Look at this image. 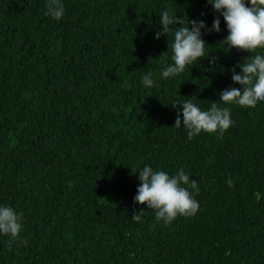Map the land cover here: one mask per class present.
<instances>
[{
    "label": "trees",
    "instance_id": "1",
    "mask_svg": "<svg viewBox=\"0 0 264 264\" xmlns=\"http://www.w3.org/2000/svg\"><path fill=\"white\" fill-rule=\"evenodd\" d=\"M45 2L0 0V204L23 219L19 241L0 237V264H264V102L218 100L251 50L225 52L206 0H63L60 21ZM163 11L219 17L221 31L203 35L197 64L146 89L140 77L171 62V34L154 38ZM185 99L228 107L231 123L189 140L172 106ZM143 164L183 168L198 212L157 223L133 201Z\"/></svg>",
    "mask_w": 264,
    "mask_h": 264
},
{
    "label": "clouds",
    "instance_id": "2",
    "mask_svg": "<svg viewBox=\"0 0 264 264\" xmlns=\"http://www.w3.org/2000/svg\"><path fill=\"white\" fill-rule=\"evenodd\" d=\"M206 3L223 18L227 31L222 41L226 45L225 52L232 48H245L252 53L242 57L236 69L229 70L231 79L239 81V86L229 85L219 94L218 100L224 105L230 102L243 105L264 102V0H206ZM45 9V15L52 20L60 21L64 17L63 0H46ZM219 17H214L209 27L203 20H187L185 24L182 18L177 19L175 14L163 11L158 21L160 28L154 38L171 34V62L158 73L151 70L145 72L140 77L141 85L146 89L154 88L158 80L174 79L206 57L209 52L205 51L207 44L202 37L208 32L221 31ZM211 59L215 60V57ZM177 105L180 110L174 126L186 129L189 140L202 132H222L231 123L228 107L218 106L215 102L207 110L191 99L172 103L174 108ZM131 171L138 174L139 181L133 201L153 210L157 223L168 226L178 216L188 218L198 212L200 205L195 199L199 193L198 182L191 179L183 168L174 175L165 170H155L149 164L137 165ZM225 183L231 185V177L226 176ZM131 220L139 222L141 216L134 214ZM22 228V213L8 204H0V237H8L9 243L19 241Z\"/></svg>",
    "mask_w": 264,
    "mask_h": 264
}]
</instances>
